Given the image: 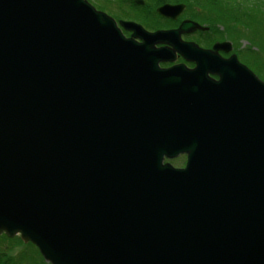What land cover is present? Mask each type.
Listing matches in <instances>:
<instances>
[{
  "label": "water",
  "instance_id": "95a60500",
  "mask_svg": "<svg viewBox=\"0 0 264 264\" xmlns=\"http://www.w3.org/2000/svg\"><path fill=\"white\" fill-rule=\"evenodd\" d=\"M196 26L0 0V235L49 264H264V82Z\"/></svg>",
  "mask_w": 264,
  "mask_h": 264
},
{
  "label": "trees",
  "instance_id": "16d2710c",
  "mask_svg": "<svg viewBox=\"0 0 264 264\" xmlns=\"http://www.w3.org/2000/svg\"><path fill=\"white\" fill-rule=\"evenodd\" d=\"M93 1L95 2V0ZM97 1L99 2H96L94 7H96L98 10L103 11L107 9L110 10L111 12L114 11V8L110 4L108 5L107 3H104V0H102V3L100 0ZM106 1L115 2V0H106ZM170 1L184 3L186 5V8H190L191 12L194 13L192 19H195L197 21H207V23L211 24L212 26H214V24L217 25L221 24L226 32L227 31L228 33L232 32L233 38L231 40L234 46H237L235 42V38L238 39L246 38L251 40L252 43L255 46H257V50L261 49L262 46V52H264V34H262V27L264 24L262 23V19H264V0H245V1L241 0L240 3H236V2L232 3L233 0H170ZM116 2H117L116 5L119 7V11L111 13L116 17V20L118 19L121 20V18H125V17H127L128 19L130 18L137 20L136 18H138V16L141 13H145L143 11V9L145 8L144 6L134 7V8L129 7L127 9L122 10L121 6L119 5L120 3L118 1ZM130 2H132V0H130ZM136 8L138 9L136 10ZM198 8L204 14L201 13L198 10ZM238 18H241V21H238ZM237 22L240 24H238ZM236 23L238 24V27L235 26ZM145 24L149 26L146 22ZM167 27L170 26L161 25L159 28H167ZM208 27L211 26L208 25ZM244 28L250 29L249 31L250 33L249 32L245 33L242 30ZM215 29H219V28L215 27ZM216 31L224 34L220 29ZM263 33H264V29H263ZM249 54H250V60L247 62V65L250 66V68L264 82V68H263L264 57L257 58L252 53L249 52ZM259 73L262 76H260ZM1 241L10 242L9 244L10 248H12L13 246H17L19 244L21 245L22 243L21 239L18 236L14 238H9L5 234L0 235V242ZM0 244L3 245V247H5L4 244L2 243ZM29 246L31 247L30 250L35 254V256L42 260V257L36 246L30 243ZM3 247L0 249V264H25L24 262L16 260L15 257L10 255V253L5 254L7 252V249Z\"/></svg>",
  "mask_w": 264,
  "mask_h": 264
},
{
  "label": "rangeland",
  "instance_id": "374dc122",
  "mask_svg": "<svg viewBox=\"0 0 264 264\" xmlns=\"http://www.w3.org/2000/svg\"><path fill=\"white\" fill-rule=\"evenodd\" d=\"M87 1L89 3H91L93 6L95 5L96 2H99L97 0H95V2L93 0H87ZM100 1L102 3V0H100ZM116 1H118L120 3L119 5L121 6L122 10L127 9L129 7L134 8V7L144 6L145 8L143 9V11L145 13H141L138 16V18H136L137 20L130 19V18L128 19L127 17L121 18V20L123 19V20H127V21L136 22L139 25H141L145 30H147L149 32H155V31H158L159 29H161V30H174V29H177L180 26L179 25L180 23L189 22L188 20H191L193 18V15H194V13L191 12L190 8H186V5L184 3L171 2L170 0H132L133 3L130 2V0H115V2L114 1L108 2V1L104 0V3H107L108 5L110 4L114 8V11H112V12H117V11H119V7L116 5L117 4ZM136 1H142V3H138ZM242 1H245V0H242ZM235 2L236 3H240L241 0H233L232 1V3H235ZM167 3L168 4H172V5H176V4H183L184 5V8H183L182 12L179 14V16L175 20H172L169 17L161 16L156 11L158 7H160V6L164 5V4H167ZM137 9L138 8H136V10ZM198 10L200 11L199 8H198ZM103 12H105L106 14L111 16L112 18H115V20H116V17L111 14L112 12L110 10L106 9V10H103ZM200 12L203 13L202 11H200ZM163 19H165V20L167 19V20L165 21ZM185 19H187V20L186 21H181V20H185ZM118 20H120V19H118ZM118 20H116V21H118ZM192 20H194V19H192ZM194 21H197V20H194ZM238 21H241V18H238ZM145 22L149 26H147L145 24ZM197 22L199 24H197L196 22H194V23H196L198 25V27L197 26L194 27L193 31L198 30L203 35H206L205 32L208 31V30L211 32V33H207V35L210 34V37L208 38L207 41H203V43H202V45H200V47L201 46H204V47L209 46V45H211L212 43H214L216 41H223L222 43L230 41L232 43V40H231L233 38L232 32H229V33H228V31L226 32L225 29L222 28L221 24H218V25L214 24V26H212L211 24H208L207 21H197ZM237 23L235 24L236 27H238V24H240V23H238V24ZM262 23H264V19H262ZM161 25H166V26L169 25L170 27L159 28ZM208 25H210L211 27H208ZM215 27L219 28L224 34L219 33L218 31H216V30H219V29H215ZM263 29H264V24H263V27H262V34H264L263 33ZM242 30L245 33L250 31V29H245V28L242 29ZM245 33H244V35H245ZM124 34L127 37H129L128 34H130V33H127V32L124 31ZM180 36H182V38H184V39L190 37L189 34L188 35H184L185 37H183L182 33L180 34ZM235 42H236L237 46H234L233 43H232V45L230 44V46H232V49H231V51L229 50L230 52L228 54L229 55L231 54L229 57H231L232 55H236V57H237V59H238V61L240 63L244 64L252 72H254L250 68V66L247 65V62L250 60L249 52L252 53L253 55H255V57H257V58H262V57H264V52H262V46H261V49L257 50V46H255L252 43L251 40L246 39V38H244V39L243 38H239V39L235 38ZM245 50L248 51V52H246ZM182 62H183V60L177 61V63H182ZM174 63H176V62H174ZM174 63L167 64L165 66H169V65H172ZM160 66H161V64H160ZM259 75L262 76L260 73H259ZM166 161L170 162L173 166L180 168V167H183L185 165V155L181 154L178 157H176L175 159H172V160H167L166 159ZM12 238H14V237H12ZM21 242H22L21 245L19 244L17 246H13L12 248H10V245H9L10 242L1 241L0 243L4 244L5 247H3V245L0 244V249L2 247L7 249V252L5 254H9L10 253V255L15 257L16 260L24 262L25 264H27V263H29V264H49L43 258L41 260L38 257H36L35 254L30 250L31 247L29 246V243L32 244L31 242H29V241L25 242L23 240H21Z\"/></svg>",
  "mask_w": 264,
  "mask_h": 264
},
{
  "label": "flooded vegetation",
  "instance_id": "af4514ba",
  "mask_svg": "<svg viewBox=\"0 0 264 264\" xmlns=\"http://www.w3.org/2000/svg\"><path fill=\"white\" fill-rule=\"evenodd\" d=\"M187 19H185V20H181V21H186ZM195 20V19H194ZM194 20H188V21H192V22H196L197 24H199L197 21H194ZM181 24V23H180ZM179 24V25H180ZM178 27V26H177ZM223 28V27H222ZM215 30V29H214ZM206 33V35H203V34H201L200 33V31H198V30H196V31H190V32H186V33H182V35H183V37H185L184 35H190V37L189 38H182V36H180L181 37V40L183 41V42H191V43H194V44H196L199 48H202V49H209V50H211L212 48H213V46L215 45V44H218V43H222L223 41H216V42H214V43H212L211 45H209V46H206V47H204V46H201L200 47V45H202V43H203V41H207L208 40V38L210 37V34L209 35H207V33H211L209 30L208 31H206L205 32ZM130 34H128V36H129ZM227 43H230L231 45H232V43L230 42V41H228ZM231 49H232V46H230V51H231ZM230 51H228V52H226V51H224V50H220V51H217V53H218V55L221 57V58H224V59H227L230 55L228 54ZM176 56H177V58H176V63H177V61H179V60H183V64H185V66H186V68H188V69H193L194 67H195V65H194V63L193 62H190V61H186L184 58H182V57H180L177 53L175 54ZM165 65H167V64H161V67H163V68H167V67H169V66H171V65H169V66H165ZM213 78H217V77H214V76H212Z\"/></svg>",
  "mask_w": 264,
  "mask_h": 264
},
{
  "label": "bare ground",
  "instance_id": "6f19581e",
  "mask_svg": "<svg viewBox=\"0 0 264 264\" xmlns=\"http://www.w3.org/2000/svg\"><path fill=\"white\" fill-rule=\"evenodd\" d=\"M194 44V43H193ZM195 65V64H194Z\"/></svg>",
  "mask_w": 264,
  "mask_h": 264
}]
</instances>
